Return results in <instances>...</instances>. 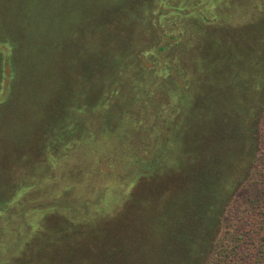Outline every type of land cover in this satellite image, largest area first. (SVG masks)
<instances>
[{"label": "trees", "instance_id": "trees-1", "mask_svg": "<svg viewBox=\"0 0 264 264\" xmlns=\"http://www.w3.org/2000/svg\"><path fill=\"white\" fill-rule=\"evenodd\" d=\"M237 3L244 36L225 22ZM262 13L264 0H0V44H10L11 54L0 120L17 72L19 35L10 24L44 34L45 44L65 34L62 57L49 58V70L48 57L25 66L23 78L48 79L55 110L43 126L60 129L44 144L76 154L73 177L90 168L88 160L104 164L100 174L112 182L138 167L132 178L141 182L127 196L135 216L121 223L123 211L115 213L116 254L125 253L128 227L138 223L145 264H264ZM167 44H177L175 59ZM45 96L36 91L29 100ZM148 179L160 183L153 191L167 192L159 211L158 201L150 203V214ZM112 193L92 194L94 222L113 209ZM11 202L0 195V220Z\"/></svg>", "mask_w": 264, "mask_h": 264}, {"label": "rangeland", "instance_id": "rangeland-1", "mask_svg": "<svg viewBox=\"0 0 264 264\" xmlns=\"http://www.w3.org/2000/svg\"><path fill=\"white\" fill-rule=\"evenodd\" d=\"M238 3V6L234 5L238 11L227 17L225 22L233 26L239 36L240 33L244 36L247 18H240L243 8ZM259 18L264 23V13ZM121 21L127 24L130 19ZM10 26L14 36L18 31L19 41L13 56L17 69L13 82L15 86L10 93L11 101L4 108L0 120V195L12 201L8 207V218L0 220V229H9L0 234V264H145V259L141 258V248L135 240L140 238L142 241L147 237L142 235L143 230L138 228V223L137 228L131 224L128 234L124 233V236L127 235L125 253L116 254L113 248L116 210L123 211L121 223L132 221L135 216L132 208L128 206L127 196L141 182L140 178H132L135 174L133 170L138 167H125L120 177L112 182L109 181L110 177L100 174L101 170H107L104 164H93V160H88L87 165L90 168L84 167L75 178L69 168L72 165L70 156L72 158L76 154H72L65 144H44V141L54 137L60 129V125H56L52 131L47 132L43 126L45 119L53 116L55 100L50 99V86L46 83L48 79L25 81L23 68L43 62L48 57L44 67L49 70V58L52 61L62 57L60 55L67 45L66 35L62 34L55 43L53 41L52 44H45L49 40L45 39L44 34H30L23 24L21 31L15 23ZM139 29L142 28L139 26ZM167 47L176 50L177 44H167ZM10 56V44H0V73L3 76L0 99L7 96L6 86L11 74V65L8 62ZM177 56L176 50L173 59ZM52 63L55 64V60ZM45 74L48 75V71ZM34 91L45 93L46 96L41 101L34 99L30 102L29 98ZM144 157L147 158V155ZM110 163L114 168L112 160L106 161V164ZM120 166L119 163L118 168ZM113 183L117 184V189L112 186ZM159 184L153 185L150 179L145 182L148 214L153 210L150 206L152 201H158V206L153 208L159 211L162 200L167 196V192L153 191ZM70 185L74 186L72 190L68 189ZM97 189L102 193L112 189V195L117 200L113 199L115 204L111 211H102V218L94 222L95 217H91V214H95V210L92 207L98 201L92 194ZM63 196L65 198L61 199ZM91 201L94 204H90ZM229 216L231 217L230 214L226 215L231 219ZM14 228L17 230L14 231ZM145 242L146 240L141 243L142 249L147 244Z\"/></svg>", "mask_w": 264, "mask_h": 264}]
</instances>
